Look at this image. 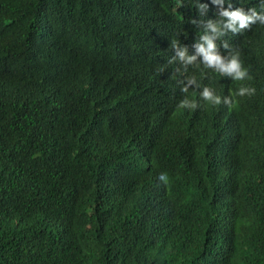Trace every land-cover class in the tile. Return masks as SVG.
I'll use <instances>...</instances> for the list:
<instances>
[{
	"label": "trees",
	"instance_id": "16d2710c",
	"mask_svg": "<svg viewBox=\"0 0 264 264\" xmlns=\"http://www.w3.org/2000/svg\"><path fill=\"white\" fill-rule=\"evenodd\" d=\"M237 9L264 0H0V264H264V23Z\"/></svg>",
	"mask_w": 264,
	"mask_h": 264
},
{
	"label": "clouds",
	"instance_id": "9594fccd",
	"mask_svg": "<svg viewBox=\"0 0 264 264\" xmlns=\"http://www.w3.org/2000/svg\"><path fill=\"white\" fill-rule=\"evenodd\" d=\"M224 16L228 17V23L226 27L233 29L235 31V25L238 22L240 28L247 27L250 23H254L257 19L261 21V23H264V15H258L254 10L251 11V15L244 14L241 10L237 9L235 11H225L223 13ZM213 31H216V28L213 27ZM207 39V38H206ZM214 44L211 42V40H208V50L205 51L202 47L198 49V51L202 52L204 55V61L206 66L214 67L216 70H218L221 74H229L232 75L235 80H241L246 75L245 71L241 68L240 61L233 56L230 60H228L226 63L222 60V58L215 54L213 52ZM186 90V89H185ZM255 89H248L245 87H241L239 89L238 94L240 96L245 95V93H252ZM201 95L207 99L211 100L214 104L219 105L221 103V100L219 97H214L212 93L205 88L204 91L201 93ZM225 104H229L230 107L233 105L231 101H229L228 98L224 99ZM187 105V102H181L179 107L183 108ZM191 107H195V105H191Z\"/></svg>",
	"mask_w": 264,
	"mask_h": 264
}]
</instances>
